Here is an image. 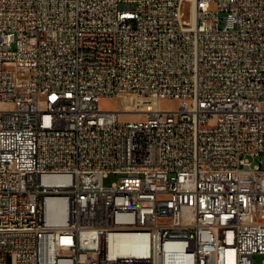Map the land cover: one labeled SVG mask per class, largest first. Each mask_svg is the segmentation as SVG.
I'll list each match as a JSON object with an SVG mask.
<instances>
[{"label": "built area", "instance_id": "2783aa9c", "mask_svg": "<svg viewBox=\"0 0 264 264\" xmlns=\"http://www.w3.org/2000/svg\"><path fill=\"white\" fill-rule=\"evenodd\" d=\"M0 264H264V0H0Z\"/></svg>", "mask_w": 264, "mask_h": 264}, {"label": "rangeland", "instance_id": "374dc122", "mask_svg": "<svg viewBox=\"0 0 264 264\" xmlns=\"http://www.w3.org/2000/svg\"><path fill=\"white\" fill-rule=\"evenodd\" d=\"M29 75L27 71L21 70L19 72L20 78H25ZM157 103V100L153 97L138 95L133 92H124L121 93L119 96H109L103 97L100 100V105L104 108L110 109H122L128 111L121 112V118L123 120H136L142 115L143 110L147 108L154 107ZM160 104L162 107L165 108H174L178 105V101L175 98L167 97L161 99ZM254 162L259 161L260 156L251 157ZM117 173H110L107 177L104 178L105 184H111L113 181L118 179ZM260 254L257 255V259H261Z\"/></svg>", "mask_w": 264, "mask_h": 264}, {"label": "bare ground", "instance_id": "6f19581e", "mask_svg": "<svg viewBox=\"0 0 264 264\" xmlns=\"http://www.w3.org/2000/svg\"><path fill=\"white\" fill-rule=\"evenodd\" d=\"M127 92H130V91H127ZM139 233H140V226H131V234H139ZM150 251H157V244H150Z\"/></svg>", "mask_w": 264, "mask_h": 264}]
</instances>
